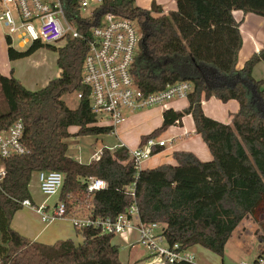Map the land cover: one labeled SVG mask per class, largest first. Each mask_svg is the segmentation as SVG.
Listing matches in <instances>:
<instances>
[{
	"label": "trees",
	"instance_id": "trees-1",
	"mask_svg": "<svg viewBox=\"0 0 264 264\" xmlns=\"http://www.w3.org/2000/svg\"><path fill=\"white\" fill-rule=\"evenodd\" d=\"M177 8L164 12L136 0H103L89 17L80 11V0H71L67 16L86 39L66 37L65 44L35 41L24 51L9 37L7 53L16 60L48 46L57 51L60 75L44 87L32 90L13 75L0 72V94L7 107L0 109V130L17 120L24 123L22 141L26 152L1 159L6 175L0 184V264H123L114 235L93 226L77 229L83 241L61 239L40 243L12 226L22 201L32 199L34 172L59 170L65 175L59 198L68 214L116 217L137 203L144 222L165 225L170 244L183 248L202 246L222 258L235 229L247 217L264 220V79L253 76L264 61V45L237 69L243 46L241 21L234 11L264 16V0H176ZM113 12L137 19L142 29L141 49L133 74L138 86L150 93L179 80L195 88L189 105L179 111L165 109L160 128L143 135L141 144L172 125H182L191 114L196 133L207 144L212 159L205 161L193 151L175 150V164L163 163L138 170L128 147H105L99 159L85 163L69 154L68 138L110 133L97 125L83 84V64L88 52L90 29L103 15ZM82 93L76 107L64 96ZM223 102L237 100L239 108L230 123L207 115L203 98ZM77 127L71 132V127ZM164 150L155 147L153 153ZM90 178L107 182L89 190ZM134 185V195L132 187ZM264 248L255 262L260 264ZM176 264H190L179 262Z\"/></svg>",
	"mask_w": 264,
	"mask_h": 264
},
{
	"label": "built area",
	"instance_id": "built-area-1",
	"mask_svg": "<svg viewBox=\"0 0 264 264\" xmlns=\"http://www.w3.org/2000/svg\"><path fill=\"white\" fill-rule=\"evenodd\" d=\"M103 0H80V11L89 17ZM71 0H0V31L2 25L7 28L6 37L18 41V46L32 45L40 40L46 44H57L66 39H86V36L70 21L67 12ZM142 29L137 19L113 12L103 15L100 23L90 29L89 48L83 64V84L89 90V103L96 115L97 125L111 127L110 133L117 135V126L127 117L124 109L139 111L146 107L159 105L162 109L171 108L170 103L177 99H187L194 91V84L189 80H179L167 84L163 89L145 93L136 83L133 67L141 49ZM82 93L77 98H82ZM24 123L17 120L6 129L0 130V184L6 175V168L1 159L26 152L22 141ZM170 139H149L134 149H129L131 158L138 170L154 153L155 147H165ZM125 146V144H120ZM117 148V147H116ZM115 148V149H116ZM114 150L112 148H109ZM103 149L94 154L99 159ZM41 192L47 196H57L54 205L42 203L36 205L30 199L22 201V206L34 208L45 223L61 218H69L76 229L93 226L103 233L114 236L124 234L131 246L140 244L147 249L142 264H176L187 262L197 264L195 253L181 244H170L165 235V225L160 222H144L140 217L139 207L134 203L127 211L116 217H92L68 214L65 201L59 198L65 175L59 170H40ZM107 182L90 178L89 190L103 188ZM134 195V185L132 187ZM137 233L133 239L132 234ZM264 257L260 258V264ZM239 264H251L242 261Z\"/></svg>",
	"mask_w": 264,
	"mask_h": 264
},
{
	"label": "rangeland",
	"instance_id": "rangeland-1",
	"mask_svg": "<svg viewBox=\"0 0 264 264\" xmlns=\"http://www.w3.org/2000/svg\"><path fill=\"white\" fill-rule=\"evenodd\" d=\"M136 2L137 5H141L144 7L152 6V0H136ZM163 4L169 7L168 1L164 0ZM242 16L243 15H241V17ZM244 30L245 46L242 49L240 62L245 60L250 52L255 51V44H264V16L253 12L248 13L245 18ZM6 32L7 28L2 25V31H0V71L3 74L15 76L22 82L24 86L32 90H38L44 87L51 79L60 75V69L57 65V51L48 46L41 47L28 56L16 60H10L7 53L8 44L6 39H4ZM1 34H3V36ZM65 41L66 40H63L54 45L56 47H60L65 44ZM28 45L29 44H27L26 46L24 45L19 47L17 39L14 38L13 46L16 49L24 51L31 46ZM253 76L258 80L264 79V61H262L255 67L253 71ZM64 99L71 107H76L78 103L76 93L67 94L64 96ZM220 101L218 102L215 98H212L209 102H207L206 110L209 113L214 114L215 116L225 118L224 114L226 112L224 113L222 101ZM186 103V100H183L176 103L175 105L179 109H184ZM6 107L7 105L4 101V97L2 94H0V109L2 110ZM162 112L163 109L159 105L146 107L139 111H132L125 108L123 114L127 117V119H130L117 126V130L120 135L119 137L122 140L126 141L128 146L133 148L140 141L141 134L151 133L157 128H160V126L162 125ZM188 121L190 122V118H188ZM179 127L180 126H173L161 131L158 137H156V140H159L161 138H172L174 134L181 132ZM177 135L178 137L174 140H171L172 142L168 143L167 148H165V150H163L160 155H156L151 158L150 163L156 162L155 160H157V157L160 161H167L172 159V157L168 158V156L173 154L174 148H176L183 139L182 137H179V134ZM201 139L204 143L203 138ZM67 141L70 145L69 154L74 158L80 160L81 162L85 163L90 162L92 157L94 156V153L99 152L102 147H113L120 143L119 138L113 133L85 135L79 137L72 136L71 138H68ZM171 145L173 146L170 148ZM36 173L37 178H35V176L33 178L32 176V180L30 183V192L32 198L42 200V203H49L50 205H54V201L58 197H47L42 194L39 188V174L38 172ZM80 209L81 208H78L77 210ZM76 211L72 212V214L84 216L81 211ZM29 223L33 227L34 234L44 231V223L41 222L40 216L34 213L32 215L31 212L23 206L15 213L12 219V226H21L22 224ZM57 223L59 224L60 222ZM56 225L52 227H55ZM45 233L47 234V230L45 231ZM77 233L75 232V234L73 233V235L68 236L67 238L72 239L74 241H78V239L81 240L82 235ZM237 234H239V237L242 238L241 243H239L237 240ZM28 237L33 240L32 237ZM132 238H134V236H132ZM35 241L45 243L41 242L42 240ZM57 241L58 240L56 239L55 241H51L45 244H55ZM129 242L130 240L126 238L124 234H119L114 237V243L119 245L120 258L123 264H135L136 262H138L137 260L142 259L147 253V249L138 243L135 244L134 247L130 248ZM262 248H264V220L256 221L253 217L249 216L245 218L236 228V234H234L233 238L229 241L227 245V256L224 257V262L225 264H238L242 261H248L251 264H257L255 260L258 257L259 251ZM217 261L218 264H223L222 258L220 256H218ZM139 262L141 263V261ZM210 262L213 263V261Z\"/></svg>",
	"mask_w": 264,
	"mask_h": 264
},
{
	"label": "crops",
	"instance_id": "crops-1",
	"mask_svg": "<svg viewBox=\"0 0 264 264\" xmlns=\"http://www.w3.org/2000/svg\"><path fill=\"white\" fill-rule=\"evenodd\" d=\"M163 1L164 0H152V4L153 3H156L157 5H160V7L166 13L169 12L170 10H174V9L177 8L176 0H166L169 3V7L168 6H165V4H163ZM146 8H151V7H146ZM247 14L248 13H245L242 10H235L234 11L235 18L238 21H241L242 22V24H241V32H242V35H243V46H242V48H241V50L239 52V59H238L237 69L242 68L243 65H244V63H245V61L254 52L259 51L261 49V47L264 45V44H261V45L255 44V46H254L255 51L254 52H250L251 54L249 53V55L247 56V58L245 60H243L242 62H240V57H241V54H242V49L245 46L244 45V43H245L244 42V37H245L244 23H245V18H246V15ZM241 15H243V16L241 17ZM1 35L3 36V34H1ZM4 75H6V74H4ZM212 98H215L218 102L220 101L215 96H212L209 99L203 98V100H202V106H203V109H204L205 113L207 115H209V116L217 119V120H220V121L225 122V123H230L231 122V119H232V113L236 112L238 110V108H239L238 101L237 100H229L228 102H223L222 101V106H223V109H224V113L226 112L228 114L225 113L224 114L225 115V118H220L219 116H215L214 114H211V113H209L206 110V104ZM183 100H186V102H187L186 105L184 106V109H185L189 105V99L188 98L187 99H177V100L172 101L170 103L171 108H173L174 110H179V111L183 110V109L177 108L176 105H175L176 103H178L180 101H183ZM163 112H164V109H163ZM163 112H162V122H163ZM188 118H190V122L188 121ZM128 119H130V118H128ZM128 119H126L125 121H127ZM182 122H183L182 125H172V126H170V127L180 126L179 129L181 130V132H179L177 134H179V137H182L183 138L182 141H181V143L176 148H174V151L175 150H188V151H193L202 160H205V161L211 160L212 159V154H211V152H210L207 144L205 142L203 143V141L201 139L202 138L201 135L198 134V133H196V126H195V122H194V119H193L192 115L191 114L185 115L183 117V119H182ZM75 129L77 130V127H75V126H73V127L70 128L71 132H75L76 131ZM117 133H118V130H117ZM147 134H149V133H147ZM147 134H141L140 141L132 148V147L128 146V144L126 143V141L122 140L119 137L120 135L118 133L116 136L119 138L120 143H118L117 145H115L113 147L104 146V147H102V149H104L105 147L115 149L116 147H119L120 144H125V146L128 147L129 149H134V148H136L137 146H139L141 144V138H142V136L143 135H147ZM177 134H174L172 136V140H174V139H176L178 137ZM161 139H163V138H161ZM172 146L173 145H171L170 148ZM165 148H167V146L164 147V150H165ZM162 152H163V150H161V151H159L157 153H154L149 159L145 160L143 162V164H142V168L143 169H145V168H152V167H156V166H158L160 164H163V163H172V164H175L176 163V160L173 158L172 155L168 156V158L169 157H172L171 160H167V161H162L161 160L160 161L158 159V157H157L156 158L157 160H155L156 162L150 163L151 158H153L156 155H160ZM93 157H92V159H93ZM92 159H91V161H92ZM36 174L37 173L35 172L34 175H33V178H34V176H35V178H37L36 177L37 176ZM38 181H39V178H38ZM39 188H40V182H39ZM31 200L36 205H39L40 203H42L41 202L42 200H37V199H34V198H32ZM57 200H58V198H56L54 202L56 203ZM47 204L50 205L49 203H47ZM26 208H27V210H29L31 212L32 215L34 213V214L40 216V214L34 208H32V207H26ZM40 218H41V216H40ZM41 222L44 223V227H43L44 228V231H41V232L36 233V234H34L33 227H32V225L30 223L29 224H22L21 226H15V225H13V228H15L17 231H19L20 233H22L25 236L32 237L33 240H40V241L42 240L41 242H45V243H48V242H51V241H55L56 239L57 240H60V239H68L67 238L68 236L73 235V233L75 234V232L77 233V229L75 228V226L73 225L72 221L69 218H67V219H65V218L57 219V220H55L53 222H50V223H45L42 220V218H41ZM57 222H60V223L58 224ZM56 224H58V225H56ZM54 225H56V226L55 227H52ZM71 225H73V226H71ZM46 230H47V234L45 233ZM234 234H236V229L233 232V234H232L231 238L229 239V241L233 238ZM132 236H134L133 239H136L138 235L135 232V233L132 234ZM237 240H238L239 243L242 242V238L239 237V234H237ZM82 241H83V237H82L81 240H79V239H78V241L75 240L76 243H80ZM229 241L227 242V245H228ZM227 245H226V248H225V256H227L226 255ZM134 246L135 245H133V246L130 245L129 247L132 248ZM190 249L196 255V260H197L196 262H197V264H218V261H217L218 256H217V254L213 253L212 251H210V250H208V249H206V248H204L202 246H199V245H195V246L191 247ZM146 255H147V253L145 254V256L142 259L137 260L138 262H136L135 264H142L143 261H144V258L146 257ZM139 261H141V263ZM210 261H213V263H211ZM223 264H225V262H223Z\"/></svg>",
	"mask_w": 264,
	"mask_h": 264
}]
</instances>
